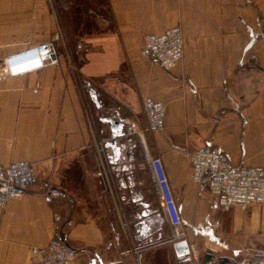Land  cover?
I'll list each match as a JSON object with an SVG mask.
<instances>
[{"label":"crops","instance_id":"crops-1","mask_svg":"<svg viewBox=\"0 0 264 264\" xmlns=\"http://www.w3.org/2000/svg\"><path fill=\"white\" fill-rule=\"evenodd\" d=\"M87 1L0 0V65L48 43L58 57L0 82V163L28 162L36 176L0 208V264H31V249L52 239L75 249V264H134L137 252L142 264H157L151 248L167 239L141 141L163 164L181 240L198 263L201 244L264 258V203L221 211L206 182L191 181L189 160L220 147L234 167L264 170V0H99L110 16L99 28ZM173 28L183 55L165 71L141 49L145 36ZM66 37L84 51L77 66L63 53ZM145 98L164 105L162 131L148 128ZM109 120L122 127L112 132ZM51 188L61 196H45Z\"/></svg>","mask_w":264,"mask_h":264},{"label":"built area","instance_id":"built-area-1","mask_svg":"<svg viewBox=\"0 0 264 264\" xmlns=\"http://www.w3.org/2000/svg\"><path fill=\"white\" fill-rule=\"evenodd\" d=\"M184 41L180 28L167 30L159 35H147L143 39L141 56L152 60L165 71L173 69L182 59ZM58 64V57L52 43L25 50L1 61L0 82L23 77ZM147 126L153 131L165 127V107L162 103L145 98L142 102ZM142 140V137L139 136ZM159 211L172 231L173 243L181 240V220L170 185L159 158L151 157L141 141ZM191 181L195 184L206 182L209 195L221 211L233 207L246 212L253 205L264 203V170L234 167L224 150L220 147H204L189 157ZM101 176V173L97 174ZM36 181L33 166L28 162H17L4 167L0 163V208L3 209L11 199L22 198ZM45 196L57 199L61 192L48 189ZM190 258L197 262V253L189 246ZM31 264H75L77 252L67 243L52 239L44 248H32ZM140 252L136 253V264H142ZM264 264V258L256 263Z\"/></svg>","mask_w":264,"mask_h":264},{"label":"rangeland","instance_id":"rangeland-1","mask_svg":"<svg viewBox=\"0 0 264 264\" xmlns=\"http://www.w3.org/2000/svg\"><path fill=\"white\" fill-rule=\"evenodd\" d=\"M99 0H94V2L90 3V1H87L85 3L84 9L86 14L89 15V19L91 17V19L93 20V22H95V27L99 28L105 26V23L103 22V20L105 21H109L110 20V16L108 14V12L105 9H99L97 10V7L99 6V3L97 2ZM65 25H67V21L65 22ZM65 33H68V28L65 30ZM66 47L63 48L64 51V55L67 59L73 60V59H77L75 60L73 63L76 64V66L78 65V62H81V58L84 51L83 50H78L77 48V44H78V39L76 40H72L68 39L66 37ZM84 43V42H82ZM76 45V46H75ZM84 49V48H83ZM85 50V49H84ZM77 78V77H76ZM89 85L87 84V88L85 89V95L87 96L88 100L90 101V99L92 100L91 96H90V92L91 90H88ZM88 90V92H87ZM85 98V96H84ZM83 98V101H84ZM85 103V101H84ZM91 103H88V105H85V108L88 112V115L92 116L93 118V113L91 111ZM101 116H97L96 123L99 125L101 123ZM92 121V120H91ZM97 125V126H98ZM142 148V147H141ZM143 151V150H142ZM144 154V153H142ZM156 202V201H155ZM157 206V205H156ZM162 230L163 233L165 235V237H163L166 242L161 243V245L156 246V248H151V252L155 253L156 256V263L157 264H194L193 261L186 257L185 259H177L175 258V255L173 253V249H172V244H173V237H172V231L170 226L168 225L167 221L164 219L163 217V223H162ZM184 230V228L181 227V231ZM200 238V237H199ZM198 238V239H199ZM195 238H192L191 236H189V240H194ZM170 242V243H169ZM200 247V245H199ZM150 250V249H146ZM233 249H223V250H216L215 252L212 251H208L207 249H205L203 247V245L201 244V247L199 249V257H200V262L198 264H219V261L222 259H226L228 261V264H245V263H256L258 261H261V258L256 256V253L250 252V253H243L240 254L237 252V254H234ZM148 252V251H147ZM134 255V254H132ZM133 260H134V264H136L134 256H133Z\"/></svg>","mask_w":264,"mask_h":264},{"label":"water","instance_id":"water-1","mask_svg":"<svg viewBox=\"0 0 264 264\" xmlns=\"http://www.w3.org/2000/svg\"><path fill=\"white\" fill-rule=\"evenodd\" d=\"M91 98H93L95 100V96L94 94H90ZM109 123H110V127H111V130L112 132H117V130L119 128L122 127L121 124H119L118 122L116 121H112V120H109ZM123 135V133H120V136ZM107 146L109 148H111V150L116 153L117 152V147H116V142L114 140H111L107 143ZM144 215V214H143ZM163 222V221H162ZM149 223V222H147ZM154 232V231H153ZM152 231L150 230V228H146L145 232H139V234H142L144 237L148 236L149 234H151ZM172 249H173V252L175 254V256L178 258V259H185L186 257L189 256L190 254V248H189V244L186 240H179V241H176L172 244ZM93 264H101L100 261H96L94 260L93 261Z\"/></svg>","mask_w":264,"mask_h":264},{"label":"trees","instance_id":"trees-1","mask_svg":"<svg viewBox=\"0 0 264 264\" xmlns=\"http://www.w3.org/2000/svg\"><path fill=\"white\" fill-rule=\"evenodd\" d=\"M219 264H228V261L226 259H222L219 261Z\"/></svg>","mask_w":264,"mask_h":264}]
</instances>
